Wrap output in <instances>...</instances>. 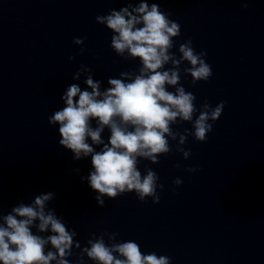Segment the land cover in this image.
<instances>
[{"label":"clouds","instance_id":"obj_1","mask_svg":"<svg viewBox=\"0 0 264 264\" xmlns=\"http://www.w3.org/2000/svg\"><path fill=\"white\" fill-rule=\"evenodd\" d=\"M243 7L247 8V2ZM169 16L158 3L147 0H139L135 6L128 2L119 10L98 15L97 23L113 33L111 49L126 61H139V67L121 72L119 78H108L102 88L103 82L93 78L92 69L81 64L73 80L79 81L83 75L86 88L70 84L61 96L64 106L48 119L50 125H58L59 145L70 150L74 160L91 158V171L81 180H87L101 207L105 197L111 200L129 193H135L141 202L151 198L159 203L157 189L163 190V185L151 168L145 167L142 174L140 161L158 164L161 156L172 151L170 140L177 138L176 151L187 160L191 151L182 147L187 137L206 142L213 123L223 113L225 101L215 107L205 101L198 109L196 96L182 86L181 65L185 62L190 67L183 68V74L191 76L193 86L208 81L213 73L206 53H197L191 39L179 45V56L172 51L181 26ZM73 43L81 46L80 54L86 51L83 39L74 38ZM185 122L192 124L191 130L185 129L183 134L174 130V125ZM106 129L110 133L107 140L102 135ZM182 183L180 178L173 181L175 186ZM54 196L53 192L41 193L31 203L20 202L8 214H0V264H72L69 258L74 248L80 250L76 264H85V256L93 264H171L166 255L145 254L133 240L118 241L117 233L92 234L88 246L82 248L75 229L69 230L48 207Z\"/></svg>","mask_w":264,"mask_h":264}]
</instances>
